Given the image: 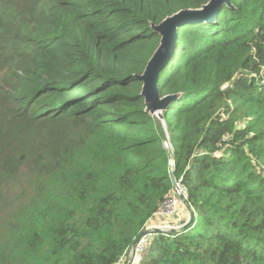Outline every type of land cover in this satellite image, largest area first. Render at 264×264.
<instances>
[{
	"label": "trees",
	"instance_id": "obj_1",
	"mask_svg": "<svg viewBox=\"0 0 264 264\" xmlns=\"http://www.w3.org/2000/svg\"><path fill=\"white\" fill-rule=\"evenodd\" d=\"M208 1L0 0V264H116L173 181L194 220L139 264H264V0L178 29L166 127L141 96L152 24Z\"/></svg>",
	"mask_w": 264,
	"mask_h": 264
},
{
	"label": "water",
	"instance_id": "obj_2",
	"mask_svg": "<svg viewBox=\"0 0 264 264\" xmlns=\"http://www.w3.org/2000/svg\"><path fill=\"white\" fill-rule=\"evenodd\" d=\"M224 5L230 6V0H209L201 9H185L165 18L160 24H152V30L160 36V44L149 59L144 72L138 76L142 82L141 96L144 98L146 112L156 116L166 127L163 112L178 98L172 95L162 98L159 90L160 72L175 52L178 29L188 23L208 22L214 20ZM167 143L171 152V163L174 162L173 146L167 133ZM194 220L190 212V222L182 226L181 231L188 229ZM159 231V230H158ZM160 232V231H159ZM172 233H178L175 230ZM135 241L136 245L143 236Z\"/></svg>",
	"mask_w": 264,
	"mask_h": 264
},
{
	"label": "built area",
	"instance_id": "obj_3",
	"mask_svg": "<svg viewBox=\"0 0 264 264\" xmlns=\"http://www.w3.org/2000/svg\"><path fill=\"white\" fill-rule=\"evenodd\" d=\"M165 145L167 146V144ZM171 166L172 167L174 166V162L171 163ZM173 184L174 185H173L172 195L163 202L161 208L158 210L156 214L155 219H157L158 221L168 220L170 218L175 217L177 211L179 212L183 204L189 210L191 209L190 207H188L187 204L188 197L186 195V191L182 186V182L173 181ZM151 223L146 229L147 234L145 235L146 233L145 231L143 233L144 235L139 239L138 243L136 245H133L134 247L132 246L133 248L131 247V249H129L128 252L123 257H121L116 264H139L141 262L144 256L149 252L150 248L152 247L153 241L157 236V234H155L157 233L156 229H160V228H156V226H153ZM168 227H173V226H168ZM181 227L182 226H179L177 228H181ZM159 231L163 233L173 232L171 230H159Z\"/></svg>",
	"mask_w": 264,
	"mask_h": 264
},
{
	"label": "rangeland",
	"instance_id": "obj_4",
	"mask_svg": "<svg viewBox=\"0 0 264 264\" xmlns=\"http://www.w3.org/2000/svg\"><path fill=\"white\" fill-rule=\"evenodd\" d=\"M190 212H193V211L191 209L189 210L188 208H186V206L183 204L181 206L179 212L177 211L176 216L173 217L174 219L170 218L168 220H159V221L156 219L152 225L156 226V228H160V229H156L157 234L163 233V232H158V230H171V231L175 230L176 232H182L181 231L182 227L181 228H177V227L185 226L186 224H188L190 222L189 221L190 220ZM182 223H183V225H180ZM165 225H167V226H165ZM168 226H173V227H168ZM146 234H147V231H146L145 235Z\"/></svg>",
	"mask_w": 264,
	"mask_h": 264
},
{
	"label": "clouds",
	"instance_id": "obj_5",
	"mask_svg": "<svg viewBox=\"0 0 264 264\" xmlns=\"http://www.w3.org/2000/svg\"><path fill=\"white\" fill-rule=\"evenodd\" d=\"M166 144H167V146H166V145H165V146H166V147H169L167 142H166Z\"/></svg>",
	"mask_w": 264,
	"mask_h": 264
}]
</instances>
